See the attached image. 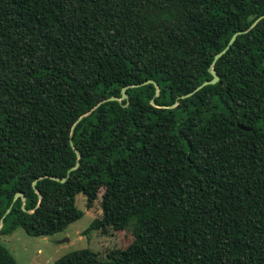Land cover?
<instances>
[{
	"label": "trees",
	"instance_id": "16d2710c",
	"mask_svg": "<svg viewBox=\"0 0 264 264\" xmlns=\"http://www.w3.org/2000/svg\"><path fill=\"white\" fill-rule=\"evenodd\" d=\"M77 194L133 240L54 264H264V0H0V235Z\"/></svg>",
	"mask_w": 264,
	"mask_h": 264
},
{
	"label": "rangeland",
	"instance_id": "374dc122",
	"mask_svg": "<svg viewBox=\"0 0 264 264\" xmlns=\"http://www.w3.org/2000/svg\"><path fill=\"white\" fill-rule=\"evenodd\" d=\"M101 193L102 190L99 195ZM75 205L83 214L64 230L37 237L18 227L11 234L0 235V243L13 254L18 264H54L56 259L73 250L90 248L105 254L111 248H126L133 240L131 227L125 230L109 228L104 235L96 230L83 234L90 222L100 216L101 210L98 201L87 207L82 194L76 195Z\"/></svg>",
	"mask_w": 264,
	"mask_h": 264
},
{
	"label": "water",
	"instance_id": "95a60500",
	"mask_svg": "<svg viewBox=\"0 0 264 264\" xmlns=\"http://www.w3.org/2000/svg\"><path fill=\"white\" fill-rule=\"evenodd\" d=\"M260 18H261V17H259L256 21H258ZM256 21H255V22H256ZM252 26H253V25H252ZM241 32H243V31H239V32H237V33H234V34L231 36V38L229 39V41H228L227 45L225 46V48H224L223 50H221L220 52H218V53L214 56V59H213V61H212V63H211L210 69H209V71H210V73H211V75H212V78L209 79V80L204 81L203 83H201L199 86H197V87L193 90V92L199 90L200 88H202V87L205 86V85H208V84H215V83L218 81L219 77H218L217 73L215 72V70H214V68H213L214 62H215V61H216V60H217V59H218L223 53H225V51H226V50H227V49L233 44L236 35H237L238 33H241ZM150 82H152V81H151V80H148V81H146L145 83H150ZM153 84H154V86H155V94L157 95L158 92H159L158 86H157L156 83H153ZM132 86H133V85H132ZM127 87H128V86H127ZM127 87L122 88V94H121V97L112 96V97H109L108 99H105V100L100 101L97 105H99L100 103H102V102H104V101H106V100H116V101H120V100H122V99H126L127 95H126L125 90H126ZM193 92H190V93L187 94V95H190V94H192ZM185 96H186V95H185ZM181 97H184V96H181ZM150 102H151V104H152L153 106H157V105L155 104V102L153 101V99H152ZM174 105H175V104L170 105V106H168V107H173ZM90 112H91V111L86 112L85 114L79 116L78 120H80L82 117L88 115ZM78 120H77V121H78ZM241 128H242V129L249 130L248 127H245V126H242V125H241ZM73 150H74L75 153H76V157L79 158V157H80V153L78 152V150H77L75 147H73ZM77 167H78V162L75 163V165H74V167H73L72 169H75V168H77ZM67 176H68V174H67ZM54 179H56V178H54ZM61 181L64 182V181H65V178L61 179ZM32 185H35V181L32 183ZM17 197H20L22 200H24V196H23V194L20 193V192H17V193L15 194V198H17ZM23 209H25L24 206H23ZM7 211H8V210H7ZM0 226H1V224H0Z\"/></svg>",
	"mask_w": 264,
	"mask_h": 264
}]
</instances>
